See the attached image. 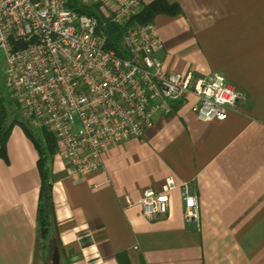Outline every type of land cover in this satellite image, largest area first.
Here are the masks:
<instances>
[{
  "label": "crops",
  "instance_id": "obj_1",
  "mask_svg": "<svg viewBox=\"0 0 264 264\" xmlns=\"http://www.w3.org/2000/svg\"><path fill=\"white\" fill-rule=\"evenodd\" d=\"M166 2L180 13L153 19L164 45L158 60L173 74H222L245 98L222 123L199 121L194 96L174 104L144 136L106 152L102 171L86 178L71 176L54 154L50 238L62 248L61 264H264V0ZM4 72L0 66V98L12 100ZM6 145L0 264H50L38 222L39 154L20 126ZM169 176L197 196L198 222H186L178 189L165 218H145L135 204Z\"/></svg>",
  "mask_w": 264,
  "mask_h": 264
},
{
  "label": "built area",
  "instance_id": "obj_2",
  "mask_svg": "<svg viewBox=\"0 0 264 264\" xmlns=\"http://www.w3.org/2000/svg\"><path fill=\"white\" fill-rule=\"evenodd\" d=\"M72 0H0V54L5 86L21 118L51 132L73 177L102 171L112 147L144 136L157 115L194 96L201 122H221L244 100L219 73L195 77L169 73L156 55L164 45L154 22L126 23L141 0H76L102 4L105 20L126 27L125 58L105 49L99 20L72 10ZM169 176L159 191L146 189L136 205L150 220L167 216L170 194L180 190L187 223L199 221L198 198ZM128 206L134 203L127 198Z\"/></svg>",
  "mask_w": 264,
  "mask_h": 264
},
{
  "label": "trees",
  "instance_id": "obj_3",
  "mask_svg": "<svg viewBox=\"0 0 264 264\" xmlns=\"http://www.w3.org/2000/svg\"><path fill=\"white\" fill-rule=\"evenodd\" d=\"M72 10L82 14L95 16L100 23L101 31L105 36V49L114 51L118 56L125 58L126 54L122 47V34L126 27L132 25H145L153 22V19L158 14H168L171 16L180 13L179 7L176 4H168L166 0H155L148 5H143L140 12L126 23V27H121L111 23L110 20L103 19L99 12L100 4L84 7L76 0H72L69 4ZM20 106L13 100L0 98V158L7 162L6 143L10 137L11 131L15 126H20L26 137L35 146L39 154L37 167L40 174V193L38 206V219L40 226V235L44 249L47 250V242L50 238V233L57 231L55 221V209L52 199V162L54 154L57 153V143L54 135L44 128H31V122L21 118ZM52 251L58 248L59 255L62 257L63 251L59 247L58 239L52 242Z\"/></svg>",
  "mask_w": 264,
  "mask_h": 264
},
{
  "label": "rangeland",
  "instance_id": "obj_4",
  "mask_svg": "<svg viewBox=\"0 0 264 264\" xmlns=\"http://www.w3.org/2000/svg\"><path fill=\"white\" fill-rule=\"evenodd\" d=\"M0 66H1V68L3 70L6 68L5 62H4V58H3L2 54H0ZM5 89H6V86H5ZM5 89H4V92H5ZM31 128L39 129L38 125L35 122L31 123ZM52 242H53L52 238H49V241L47 242V246H46V248H47V257H48L47 260H49L51 258L52 253H53L52 247H51L53 245Z\"/></svg>",
  "mask_w": 264,
  "mask_h": 264
},
{
  "label": "water",
  "instance_id": "obj_5",
  "mask_svg": "<svg viewBox=\"0 0 264 264\" xmlns=\"http://www.w3.org/2000/svg\"><path fill=\"white\" fill-rule=\"evenodd\" d=\"M59 259H60L59 250L58 248H54L51 259H50L51 261L50 264H61Z\"/></svg>",
  "mask_w": 264,
  "mask_h": 264
}]
</instances>
